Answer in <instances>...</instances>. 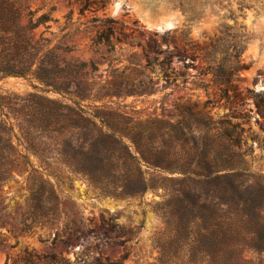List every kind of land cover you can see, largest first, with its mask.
Masks as SVG:
<instances>
[{
  "label": "trees",
  "instance_id": "obj_1",
  "mask_svg": "<svg viewBox=\"0 0 264 264\" xmlns=\"http://www.w3.org/2000/svg\"><path fill=\"white\" fill-rule=\"evenodd\" d=\"M70 1L79 15L106 4ZM186 12L191 19L200 15L193 9ZM92 21L106 25L97 43L103 34L109 42L115 21ZM52 22L50 13L38 14L26 0H0V79H23L34 90L0 100V190L14 179L19 162L29 168L26 209L17 222L20 232L31 235L35 227L58 217L62 198L50 179L62 183L65 176L83 182L94 197L131 199L149 192L161 197L157 206L175 236L174 244L178 246L185 235L191 237V253L208 251L204 239L211 244L214 232L209 234L199 225L198 212L208 208L200 200L201 191L213 188L217 205L228 207L233 199L228 195L241 190L235 181L250 153L245 136L250 120L264 132V89L240 87L241 74L248 69L242 59L247 38L223 26L226 29L207 46H192L194 58L204 63L206 98L183 108L181 119L172 121L159 115L141 117L106 104L83 105L103 97H92L87 63L70 56L68 46L54 43L49 32ZM148 93L120 90L117 97ZM215 109L226 112L215 117ZM3 203L0 196V225L5 226L15 218ZM159 241L155 238L153 243L163 258L171 247ZM226 248L224 240L219 242V251ZM124 260L123 256L101 257L92 248L78 250L72 258L31 249L6 264H124Z\"/></svg>",
  "mask_w": 264,
  "mask_h": 264
},
{
  "label": "rangeland",
  "instance_id": "obj_2",
  "mask_svg": "<svg viewBox=\"0 0 264 264\" xmlns=\"http://www.w3.org/2000/svg\"><path fill=\"white\" fill-rule=\"evenodd\" d=\"M26 1L38 14H51L54 22L49 32L54 43L68 46L70 56L87 63L88 80L94 86L92 97L103 99L83 105L106 104L141 117L181 119L183 108L206 98L204 63L200 57L194 58L197 53L191 48L207 46L227 27L247 38L242 59L248 69L241 74L240 87L254 91L264 87V0H101L106 2L104 8L93 12L97 9L93 6L83 15L70 0ZM190 9L200 13L199 17H188ZM93 18L115 21L109 42L102 39L103 34L97 43L106 25ZM120 90L149 93L117 97ZM33 91L23 79H0V100ZM225 112L215 109L213 114L217 117ZM249 125L245 136L250 153L235 181L240 192L230 193L232 202L224 207L217 205L213 188L201 191L200 200L208 208L198 212L199 225L209 234L214 232L212 238L218 240L208 245V238L204 239L208 251L191 253V237L185 239V235L180 236L178 246L174 244L175 236L166 228L162 208L157 206L161 197L150 192L131 199L94 197L83 182L65 176L62 183L50 179L62 198L58 217L44 227H35L31 235L22 234L17 222L26 209L29 168L19 162L14 179L0 190L6 211L15 218L0 225V264L25 250L72 258L74 252L86 248L107 259L123 256L124 264H264V132L253 118ZM32 162L35 164L33 158ZM155 238L161 244L170 243L163 258L154 246ZM223 240L227 248L219 251Z\"/></svg>",
  "mask_w": 264,
  "mask_h": 264
},
{
  "label": "water",
  "instance_id": "obj_3",
  "mask_svg": "<svg viewBox=\"0 0 264 264\" xmlns=\"http://www.w3.org/2000/svg\"><path fill=\"white\" fill-rule=\"evenodd\" d=\"M160 27H163V25H161ZM264 89V87H262L260 90H263Z\"/></svg>",
  "mask_w": 264,
  "mask_h": 264
}]
</instances>
